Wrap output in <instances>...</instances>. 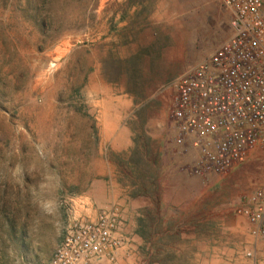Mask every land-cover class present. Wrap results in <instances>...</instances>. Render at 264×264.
<instances>
[{
    "label": "rangeland",
    "instance_id": "obj_1",
    "mask_svg": "<svg viewBox=\"0 0 264 264\" xmlns=\"http://www.w3.org/2000/svg\"><path fill=\"white\" fill-rule=\"evenodd\" d=\"M231 17L222 0H0V264H47L74 201L111 191L132 215L90 264H251V249L264 264L235 210L264 184V151L197 174L170 118Z\"/></svg>",
    "mask_w": 264,
    "mask_h": 264
},
{
    "label": "built area",
    "instance_id": "obj_2",
    "mask_svg": "<svg viewBox=\"0 0 264 264\" xmlns=\"http://www.w3.org/2000/svg\"><path fill=\"white\" fill-rule=\"evenodd\" d=\"M232 10L231 36L181 76L170 110L174 143L197 154L195 173L226 174L264 151V4L222 0ZM257 245L264 242V184L235 207ZM71 217L47 264H90L111 259L123 245L126 221L118 204ZM255 250L245 255L256 264Z\"/></svg>",
    "mask_w": 264,
    "mask_h": 264
},
{
    "label": "crops",
    "instance_id": "obj_3",
    "mask_svg": "<svg viewBox=\"0 0 264 264\" xmlns=\"http://www.w3.org/2000/svg\"><path fill=\"white\" fill-rule=\"evenodd\" d=\"M224 5H225V3H224ZM226 6V5H225ZM227 7V6H226ZM228 9H230L229 7H227ZM231 10V9H230ZM231 12H232V10H231ZM230 22V21H229ZM228 22V23H229ZM227 23V26L228 27H230L229 26V24ZM226 41V40H225ZM224 41L223 40H221V41H219L218 42V44L216 45V48L219 46V45H221L222 43H223ZM215 48V49H216ZM198 64V63H197ZM196 64V65H197ZM194 67H195V65H194ZM118 197H119V195L116 193V192H114V191H111L110 192V194H109V198H110V200L109 201H103L101 198H99V196H96L95 198H96V200L99 202V206H97V208H105V207H109V206H111L112 204H115L116 202H114V201H116L117 199H118ZM90 200V198H79V199H77V200H75L74 201V203H76L75 205H74V209H75V214L76 215H78V216H85V215H92V214H94V209L95 208H93V206H88L87 204H88V201ZM105 202H109V203H105ZM96 208V209H97ZM123 216H124V219H125V221H126V225H127V227L126 228H128V224H129V217L132 215V209H131V206H127V207H123ZM61 242V240L59 241V243ZM58 243V244H59Z\"/></svg>",
    "mask_w": 264,
    "mask_h": 264
}]
</instances>
